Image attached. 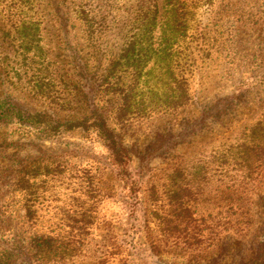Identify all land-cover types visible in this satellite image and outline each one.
<instances>
[{"label": "rangeland", "instance_id": "rangeland-1", "mask_svg": "<svg viewBox=\"0 0 264 264\" xmlns=\"http://www.w3.org/2000/svg\"><path fill=\"white\" fill-rule=\"evenodd\" d=\"M87 1L97 11L96 15L105 16V23H112L113 27L112 18L118 21L125 15L118 7L134 0ZM79 2L56 0L61 10L57 12L55 4L36 0L33 17L42 21V43L50 59L62 68L57 74L71 85L89 82L95 90V84L103 80L104 67L119 54L122 38L117 22L112 29L87 36L72 12L73 5ZM186 3L194 11L195 33L203 28L209 31L207 40L197 38L191 44L196 52L197 48L204 49L193 61L189 79L191 103L175 114L152 108L148 89L155 79L144 74L134 89L136 95L132 96L135 102L140 101L141 112L134 109L135 114L121 124L110 119L124 144L134 151L144 152L157 138L162 137L164 143L169 141V147L162 153L155 152L145 163H140L138 152L132 156L128 183L116 175L104 142L92 130L76 128L43 133L30 126L0 123V249L22 255L23 264H33L28 253L18 252L20 247L26 249L28 241L22 226L25 202L21 192L13 190L18 165L41 167L43 172L59 165L62 170L60 186L59 182L51 181L54 180L51 173L38 177L46 180L47 189L53 186L52 191L61 193L58 200L47 192L43 200L33 204L43 216L42 224L53 220L49 215L57 206H68L70 189L65 187L70 180L65 176L70 171L81 180L84 170H89L102 190L98 204L102 220L80 247L74 264L99 259H107V264H251L258 246L263 244L264 248V155L256 154L248 168L234 164L232 159L224 161L220 156L248 139L250 128L264 119V0H186ZM8 5L0 0L4 16L1 23H7L8 15L18 24L24 12L11 11ZM14 59L0 68L1 98L28 112H45L56 119L81 117L87 111L73 87L63 86V95L70 103L68 108L50 98L30 94L27 82L13 76L11 65L18 66L19 57ZM80 64L85 74L79 72ZM132 78L125 75L124 84H130ZM95 100L104 102L100 97ZM110 111L114 115L112 108ZM187 124L194 125L193 131L187 129ZM255 136L260 137L258 132ZM257 140L264 144L262 136ZM142 164L145 170L138 174ZM176 166L180 167L178 176L168 175ZM173 183L193 194L188 205L194 212L196 230L190 231L185 244H175L161 233L151 214L155 205L167 208L164 191ZM152 187L157 197L152 196ZM152 199L157 204H152ZM152 241L159 243L158 252L150 247ZM258 253L262 254L260 248ZM259 256L264 260V255Z\"/></svg>", "mask_w": 264, "mask_h": 264}, {"label": "trees", "instance_id": "trees-1", "mask_svg": "<svg viewBox=\"0 0 264 264\" xmlns=\"http://www.w3.org/2000/svg\"><path fill=\"white\" fill-rule=\"evenodd\" d=\"M3 1L9 4L11 11L13 9L23 11L24 15L18 24L7 15L9 19L7 18L8 21L4 24L1 23L3 13L0 11V68L7 67L10 64L9 60L19 57L18 66L11 65L12 70L15 71L13 76L15 80L23 79L27 82L26 89L30 94L50 98L57 105L68 108L70 103L63 95V86L73 87L78 100L87 106V111L81 117L56 119L45 112H28L14 102L0 97V123L30 126L43 133H57L76 128L92 130L104 142L116 175L126 183L129 175L128 166L135 153L141 154L140 163H145L146 158H151L155 152L162 153L163 149L169 147V141L164 143L161 137L152 142L144 152L129 149L124 144L122 135L111 126L110 119L114 118L116 123L121 124L135 114L134 109L141 112L142 109L138 107L140 101L135 102L132 96L136 95L134 89L144 74H149L153 80L155 79L148 89L152 97L150 100L152 108L156 106L164 113L175 114L191 103L193 97L190 93L189 79L194 70L193 61L197 53L204 50L197 48L196 52L191 44L197 41V38L207 40L209 31L203 28L195 33L194 11L186 0H134L123 8L118 7L125 12L118 21L115 17L112 18L113 27L117 26V22L118 32L121 33L120 52L104 67V75L101 77L103 80L95 84V90L91 88L89 82L83 85L79 83L71 85L62 75L57 74L62 68L50 59L48 49L42 43V21L39 17L36 19L33 17L34 11L36 12V0ZM42 1L55 4V11H61L55 3L56 0ZM79 1L73 5L72 12L87 36L91 37L96 32L113 28L112 23H105V16L96 15L97 11L90 2ZM7 47H10L9 51L6 50ZM147 65L150 68L144 71ZM78 69L80 73L85 74L81 64ZM129 74L135 82L131 81L130 84L125 85L124 76ZM105 96L106 100H104ZM99 97L103 98L104 102L95 100ZM139 99H142V96ZM110 108L115 111L114 115ZM216 112L218 116L219 110L216 109ZM259 121L250 128L248 139H243L231 150L228 148L220 154L222 160L232 159L234 164L248 168L253 165V157L256 154L264 155V144L260 145L257 140L261 136L264 138V119ZM194 125L187 124L188 128H186L193 131ZM257 132L260 137L255 136ZM40 168L21 165L16 168L17 175L13 190L21 192L24 199L22 226L28 234L24 249L26 252L21 247L18 252L28 253L33 264H74L73 259L80 247L102 220L98 216L102 190L89 170H84L81 180L77 179L78 175L70 171L69 175L65 176L70 180L65 187L66 190L70 189L68 206H57L49 215L53 220H47V223L42 224L43 216L33 204L43 200L47 192L57 198L61 193L52 191L53 186H50V190L47 189L46 180H39L38 177L40 175L46 177L51 173L54 178L51 181L59 182L60 186L63 183L60 177L63 175L59 165L54 166L51 171L43 172ZM144 168L145 165L142 164L141 170H137V173H142ZM171 171L173 173L168 175L178 176L180 167L176 166ZM186 189L181 188L177 183L169 185L164 191L168 199L167 208L155 205L156 199H152L155 202L152 204L155 206L151 214L158 221L156 228L172 238L175 244L188 243L186 240L190 231L196 230L193 224L196 221L194 212L188 205V200L193 194ZM150 190L152 196L157 194L153 187ZM158 246L157 242L150 243V247L157 252ZM259 248L262 254L258 253ZM255 255L251 264H263L264 260L259 256L264 255L263 244L258 246ZM21 257L22 255L10 250L0 249V264H23ZM88 264H107V259H99Z\"/></svg>", "mask_w": 264, "mask_h": 264}]
</instances>
